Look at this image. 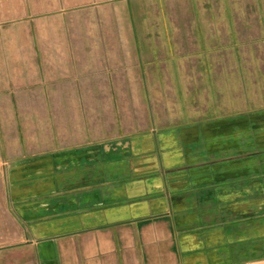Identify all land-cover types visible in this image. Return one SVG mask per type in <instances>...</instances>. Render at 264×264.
Wrapping results in <instances>:
<instances>
[{"label":"crops","instance_id":"crops-1","mask_svg":"<svg viewBox=\"0 0 264 264\" xmlns=\"http://www.w3.org/2000/svg\"><path fill=\"white\" fill-rule=\"evenodd\" d=\"M72 2L0 264H264V0Z\"/></svg>","mask_w":264,"mask_h":264},{"label":"rangeland","instance_id":"rangeland-1","mask_svg":"<svg viewBox=\"0 0 264 264\" xmlns=\"http://www.w3.org/2000/svg\"><path fill=\"white\" fill-rule=\"evenodd\" d=\"M64 1L73 3L0 0V246L23 239L9 201V168L13 162L45 151L50 140L46 136L50 107L30 104L31 86L45 77L47 61L61 56L63 45L69 44L62 35L79 32V19L52 9ZM86 8L94 16L92 5ZM85 22L86 17L81 20L82 33L88 29ZM141 96V91H136V100Z\"/></svg>","mask_w":264,"mask_h":264}]
</instances>
